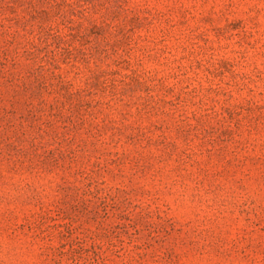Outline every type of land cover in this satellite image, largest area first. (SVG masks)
I'll return each mask as SVG.
<instances>
[{"label": "rangeland", "instance_id": "obj_1", "mask_svg": "<svg viewBox=\"0 0 264 264\" xmlns=\"http://www.w3.org/2000/svg\"><path fill=\"white\" fill-rule=\"evenodd\" d=\"M0 264H264V0H0Z\"/></svg>", "mask_w": 264, "mask_h": 264}]
</instances>
